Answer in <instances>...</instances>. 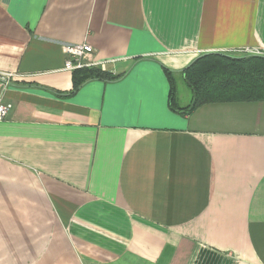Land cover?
Segmentation results:
<instances>
[{
	"label": "crops",
	"instance_id": "obj_1",
	"mask_svg": "<svg viewBox=\"0 0 264 264\" xmlns=\"http://www.w3.org/2000/svg\"><path fill=\"white\" fill-rule=\"evenodd\" d=\"M83 42L123 76L77 84ZM243 49L264 0H0V264H264V100L170 103Z\"/></svg>",
	"mask_w": 264,
	"mask_h": 264
},
{
	"label": "trees",
	"instance_id": "obj_2",
	"mask_svg": "<svg viewBox=\"0 0 264 264\" xmlns=\"http://www.w3.org/2000/svg\"><path fill=\"white\" fill-rule=\"evenodd\" d=\"M74 72L77 84L89 79L113 80L123 74H113L100 68H81ZM184 81L192 93L191 104L181 108L190 112L197 106L213 101L264 100V56H229L207 53L184 69ZM171 83V107H179L175 96L176 81Z\"/></svg>",
	"mask_w": 264,
	"mask_h": 264
},
{
	"label": "built area",
	"instance_id": "obj_3",
	"mask_svg": "<svg viewBox=\"0 0 264 264\" xmlns=\"http://www.w3.org/2000/svg\"><path fill=\"white\" fill-rule=\"evenodd\" d=\"M62 51L66 55L64 64L65 70L74 71L95 64V62L93 61L94 48L87 42L65 43L62 45ZM240 52L242 53V55H246L248 52L252 51L249 49H243ZM12 76V73H5L0 75L2 79L0 87V121L6 118L12 108V104L4 100L5 89L9 84Z\"/></svg>",
	"mask_w": 264,
	"mask_h": 264
},
{
	"label": "rangeland",
	"instance_id": "obj_4",
	"mask_svg": "<svg viewBox=\"0 0 264 264\" xmlns=\"http://www.w3.org/2000/svg\"><path fill=\"white\" fill-rule=\"evenodd\" d=\"M175 96H176L177 102L189 103V105L191 104V101H190L191 92L189 88L186 86L184 80L181 79V77H177V80H176Z\"/></svg>",
	"mask_w": 264,
	"mask_h": 264
},
{
	"label": "water",
	"instance_id": "obj_5",
	"mask_svg": "<svg viewBox=\"0 0 264 264\" xmlns=\"http://www.w3.org/2000/svg\"><path fill=\"white\" fill-rule=\"evenodd\" d=\"M202 55H204V54H202ZM200 57V56H199ZM188 67V66H187Z\"/></svg>",
	"mask_w": 264,
	"mask_h": 264
}]
</instances>
